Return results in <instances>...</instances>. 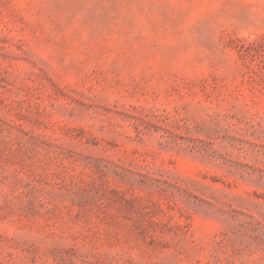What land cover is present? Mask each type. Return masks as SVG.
<instances>
[{
  "label": "rangeland",
  "instance_id": "1",
  "mask_svg": "<svg viewBox=\"0 0 264 264\" xmlns=\"http://www.w3.org/2000/svg\"><path fill=\"white\" fill-rule=\"evenodd\" d=\"M0 264H264V0H0Z\"/></svg>",
  "mask_w": 264,
  "mask_h": 264
}]
</instances>
